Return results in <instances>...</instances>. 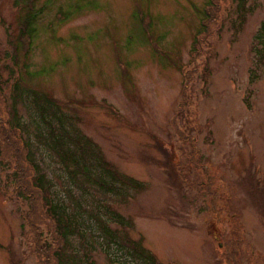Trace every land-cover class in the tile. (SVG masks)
Wrapping results in <instances>:
<instances>
[{"label":"rangeland","instance_id":"rangeland-1","mask_svg":"<svg viewBox=\"0 0 264 264\" xmlns=\"http://www.w3.org/2000/svg\"><path fill=\"white\" fill-rule=\"evenodd\" d=\"M16 1L0 0L5 110L16 83L31 155L57 196L71 188L32 117V92L55 100L116 171L143 185L124 201L73 187L68 204L86 200L91 215L108 206L162 264H264V0L243 9L212 0L209 30L208 0H29L38 15L28 54ZM76 7L80 15L58 22ZM24 65L41 75L26 80ZM13 150L0 138V264H54V224L39 201L18 196L27 170L13 166Z\"/></svg>","mask_w":264,"mask_h":264},{"label":"trees","instance_id":"trees-1","mask_svg":"<svg viewBox=\"0 0 264 264\" xmlns=\"http://www.w3.org/2000/svg\"><path fill=\"white\" fill-rule=\"evenodd\" d=\"M27 1L28 3L24 0L16 1L17 7L26 12L19 26L20 50L26 52L25 54L31 50L30 40L35 33L33 26L38 15V12H34L32 3ZM246 1L238 0L240 8H244ZM207 3L201 23L205 30H209L215 14L219 12V9L217 11L212 5V0H208ZM80 12L77 7L68 8L67 12H60L56 18L62 23L80 15ZM143 20L144 17L141 21ZM149 22V18H146V29H143L148 35ZM262 32L264 27L261 28L260 34ZM151 46L158 52L153 42ZM27 68L26 65L23 66L26 80L41 75L40 71L27 74ZM13 86L15 87L13 104H10L11 111L8 112L5 110L8 99L4 96L0 80V138L5 140L7 147L14 149L15 153L10 154L13 156V166L21 164L24 166V173L27 170L25 188L20 189L18 196L24 198L29 205L31 202L39 201L41 210L54 224L56 237L52 253L54 264H96L91 255L96 250L113 264H127L128 260L134 264H162L142 247L141 241L134 242L123 232L124 228L128 227L127 224L130 226V222L111 211L108 206L98 207L91 215L92 211L86 200L83 204L72 199L74 204L72 201L68 204L67 198H72L73 187H76L78 192H85L84 196L87 198L90 193H86L85 187L95 189L104 197L114 196L124 201L130 196L129 192L138 193L143 185L116 171L106 161L100 148L91 139L76 131L70 119L64 115L63 108L55 100L32 92V98H27L32 101L34 108L31 109L32 117H36L40 122V128L45 130L47 135L44 145L61 165L67 186L71 188L66 190L65 198L57 196L52 181L41 172L39 165L34 163L29 141L23 132L26 124L21 122L17 111L19 102H22L20 100L23 92L19 91L16 83ZM9 113L10 117H5V114L9 116ZM33 118L31 124L35 123ZM84 196L80 194V198ZM88 218H91L90 221ZM112 226H116L117 229H112ZM72 239L80 243L78 248L74 247ZM81 251L83 255L80 257Z\"/></svg>","mask_w":264,"mask_h":264}]
</instances>
